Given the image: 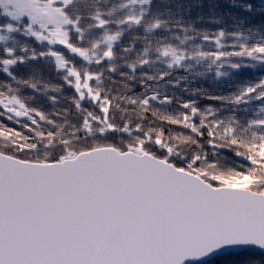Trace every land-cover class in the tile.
Returning <instances> with one entry per match:
<instances>
[{
    "label": "snow or ice",
    "instance_id": "1",
    "mask_svg": "<svg viewBox=\"0 0 264 264\" xmlns=\"http://www.w3.org/2000/svg\"><path fill=\"white\" fill-rule=\"evenodd\" d=\"M155 2L0 0V66L17 85H0V116L31 133L0 124V264H215L253 250L259 257L230 264H264V77L234 95L209 97L234 106L259 101L244 120L221 118L220 109L202 110L195 101L182 104L186 111H162L153 102L170 105L172 97L149 83L177 68L201 76L214 69L217 77L257 64L264 71V2L231 0L242 11L229 13L236 30L214 35L185 26ZM132 30L144 35L118 52ZM17 34L47 49L37 52ZM198 36L214 40L216 50H204ZM75 57L85 65L78 68ZM40 58L75 89V112L46 114L20 93V85L41 91L38 81L14 75L17 65ZM173 125L188 131L173 132Z\"/></svg>",
    "mask_w": 264,
    "mask_h": 264
},
{
    "label": "trees",
    "instance_id": "2",
    "mask_svg": "<svg viewBox=\"0 0 264 264\" xmlns=\"http://www.w3.org/2000/svg\"><path fill=\"white\" fill-rule=\"evenodd\" d=\"M120 2H122V0H107L108 5H114ZM242 2H244V0H236V3ZM253 2L257 7H259L264 0H253ZM213 5L216 6L214 10ZM154 7H158L161 11L171 9L174 19H182L185 22V26H194L198 31L208 32L210 35H214L221 28H224L229 32L236 30L229 13L234 15L242 14L240 9L232 6L231 0H156ZM214 19L220 22L214 23ZM257 19H259V17H257ZM173 30L177 35H183L182 29H176L175 26H173ZM101 32L102 30H97L96 34L100 35ZM189 34L192 35L193 33ZM137 35L142 37L144 33L142 30H132L130 32H126L122 40L118 42L116 50L120 52L123 47H128L133 43V38ZM17 38L21 41V43H27L31 48H35L37 52L45 51L47 49L46 44L41 45L34 38L24 37L22 34H17ZM233 42L234 40L231 37L226 41L228 45H231ZM196 43L202 44L204 50H216L214 40L203 41L202 38L198 36ZM2 47L3 46L0 45V49H2ZM56 47L63 50L66 55L69 54L67 49H64L63 46L57 45ZM142 48V40L137 41L135 51H140ZM229 50L232 49L229 48ZM135 51L129 54L127 59L134 60L136 58ZM20 54L22 55L23 53ZM3 55V52L0 51V58H2ZM121 55L123 54L121 53ZM74 62L78 68L83 67L86 63L79 57H75ZM246 63L252 62L246 61ZM98 67L99 66L94 64L89 66L90 70L94 72L98 70ZM104 67L106 68L107 64H105ZM159 67L163 69L166 66L160 65ZM148 71L152 74L156 71V69ZM200 71H203V68L197 67L195 70V72ZM230 71V76L217 77L214 69L206 72L203 76L196 75L194 72L190 73L185 69H174L172 70L171 77H166L164 80L159 81L158 84L151 81L149 82L159 88L161 96L166 94L169 97H172V103L170 105L161 106L157 102H153V107H159L162 111L167 110L169 113H178L180 111H186L182 108L183 103L195 101L202 110L208 107L220 109L219 115L221 118L233 114L241 120L253 118L255 112L259 110V101H252L249 105L234 106L224 101L209 99V97H227L234 95L248 82H256L259 78L264 77V71L260 70V66L258 64L255 68ZM14 75L17 79L26 80L32 78L34 81L39 82L38 86L41 87L40 92H36L35 90L27 88L23 85L19 86L20 93L24 97L33 98L28 101L32 107H36L44 111L46 114H54L58 111L62 112L66 108L75 112V109L72 107V97L77 95L75 93V89L64 82V73L62 71H58L55 64L51 62L50 59L40 58L37 60H29L26 64L17 65L14 69ZM105 75H108V73L106 72ZM137 75L139 76L140 73H137ZM113 79L120 80L121 78L118 75H113ZM169 80L171 83H169ZM177 80H179V83H177ZM8 83L12 84L14 88L17 87L12 79L8 77L6 73H3L2 66H0V85ZM44 84L49 86L47 92L43 90ZM54 86H62L61 91H53L52 89ZM132 87L137 93L143 91L142 86L135 82H132ZM3 90V88H0V91ZM51 96L56 97L55 103L50 99ZM82 104L85 107L89 106L87 101L82 102ZM245 109H247V112ZM0 111H3V109L0 108ZM51 118L56 119L57 122L61 119V117H56L55 115H52ZM21 120L22 123H30L26 118H21ZM0 124L14 129L15 131L22 132L24 135H31L27 129L23 128L21 124H17L15 120H8L7 116H0ZM43 127L48 129L51 126L45 124ZM168 127L173 132L184 131L187 133L188 131L176 125ZM207 150L209 153L212 151L210 146L207 147ZM221 153L222 155L233 157L238 162H243L242 158L234 157V154L229 152L227 149L221 150ZM250 255L259 257L260 253L256 250H253L250 253H234L229 257H225L222 261L215 262V264H230V262L236 261L241 256Z\"/></svg>",
    "mask_w": 264,
    "mask_h": 264
},
{
    "label": "rangeland",
    "instance_id": "3",
    "mask_svg": "<svg viewBox=\"0 0 264 264\" xmlns=\"http://www.w3.org/2000/svg\"><path fill=\"white\" fill-rule=\"evenodd\" d=\"M0 147H2V146H0Z\"/></svg>",
    "mask_w": 264,
    "mask_h": 264
},
{
    "label": "water",
    "instance_id": "4",
    "mask_svg": "<svg viewBox=\"0 0 264 264\" xmlns=\"http://www.w3.org/2000/svg\"><path fill=\"white\" fill-rule=\"evenodd\" d=\"M256 251H258V250H256Z\"/></svg>",
    "mask_w": 264,
    "mask_h": 264
}]
</instances>
